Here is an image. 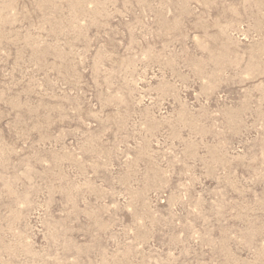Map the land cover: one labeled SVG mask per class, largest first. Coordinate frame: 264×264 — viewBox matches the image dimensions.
<instances>
[{"label":"rangeland","instance_id":"rangeland-1","mask_svg":"<svg viewBox=\"0 0 264 264\" xmlns=\"http://www.w3.org/2000/svg\"><path fill=\"white\" fill-rule=\"evenodd\" d=\"M0 264H264V0H0Z\"/></svg>","mask_w":264,"mask_h":264}]
</instances>
